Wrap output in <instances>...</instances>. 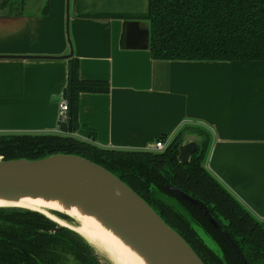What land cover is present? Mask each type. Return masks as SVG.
<instances>
[{"label": "crops", "instance_id": "0c3cea01", "mask_svg": "<svg viewBox=\"0 0 264 264\" xmlns=\"http://www.w3.org/2000/svg\"><path fill=\"white\" fill-rule=\"evenodd\" d=\"M66 0H0V135L58 134L68 84ZM147 0H68L70 59L106 90L76 97L75 124L103 149L143 151L207 132L204 168L264 222V62L154 61ZM92 16V17H91ZM196 143L195 137H186Z\"/></svg>", "mask_w": 264, "mask_h": 264}, {"label": "trees", "instance_id": "16d2710c", "mask_svg": "<svg viewBox=\"0 0 264 264\" xmlns=\"http://www.w3.org/2000/svg\"><path fill=\"white\" fill-rule=\"evenodd\" d=\"M107 17L145 20L154 61L264 62V0H147L144 14ZM105 90V82L78 79L72 62L70 133L90 138L75 124L76 97ZM187 134L199 140L188 162L180 164L178 147ZM208 147L207 132L195 127L182 129L160 152L103 149L70 135H0V160L81 157L132 190L203 264H264V222L204 168ZM0 264L99 262L75 232L38 212L0 207Z\"/></svg>", "mask_w": 264, "mask_h": 264}, {"label": "water", "instance_id": "95a60500", "mask_svg": "<svg viewBox=\"0 0 264 264\" xmlns=\"http://www.w3.org/2000/svg\"><path fill=\"white\" fill-rule=\"evenodd\" d=\"M65 12V35L69 53L63 59H68L67 103L69 109L68 118L66 122L60 124V127L70 132L72 60L68 41V0H66ZM7 57L25 56H0V59ZM186 137L178 147L177 161L180 164H186L190 155L196 151V143L186 140ZM42 182H45L46 188L56 185L76 186L84 192L86 199L96 195L105 204L106 212L114 215L119 222L125 223L133 234L144 237L151 252L158 254L163 264H203L186 242L169 228L141 198L118 178L96 164L72 155H52L35 161L0 160V191L33 189ZM50 212L68 217L60 212ZM66 228L73 231L69 227Z\"/></svg>", "mask_w": 264, "mask_h": 264}, {"label": "bare ground", "instance_id": "6f19581e", "mask_svg": "<svg viewBox=\"0 0 264 264\" xmlns=\"http://www.w3.org/2000/svg\"><path fill=\"white\" fill-rule=\"evenodd\" d=\"M0 207L23 208L38 212L60 226H65L50 211L67 215L78 223L70 227L112 264H163L151 252L142 235L133 234L125 223L106 212L105 204L95 195L84 198L76 186L46 188L45 182L33 189L0 191Z\"/></svg>", "mask_w": 264, "mask_h": 264}, {"label": "rangeland", "instance_id": "374dc122", "mask_svg": "<svg viewBox=\"0 0 264 264\" xmlns=\"http://www.w3.org/2000/svg\"><path fill=\"white\" fill-rule=\"evenodd\" d=\"M65 20V18H64ZM64 26H65V23H64ZM68 41H69V37H68ZM67 42V40H66ZM70 44V42H69ZM68 45V44H67ZM68 53H69V46H68ZM74 137L80 139V140H83V141H87V138H84L83 136L79 135L78 133H75ZM186 137V135H185ZM184 137V138H185ZM187 137H195L193 135H188L187 134ZM196 140L198 141L199 138L198 137H195ZM53 216H55L56 218H58L66 227H77L78 226V223L73 220L72 218L70 217H65L61 214H57V213H54V212H50ZM56 225H58L57 223H55ZM60 226V225H58ZM63 227V226H60V227H63V228H66V227ZM70 230V229H69ZM78 235V234H77ZM79 236V235H78ZM80 237V236H79ZM81 238V237H80ZM82 239V238H81ZM203 239L205 241V243L208 245V247H210L212 250L214 251H217L215 245L206 237L203 236ZM85 243H87L84 239H82ZM88 244V243H87ZM89 245V244H88ZM90 246V245H89ZM91 248V251H92V254L96 257L97 261L99 262V264H112L101 252H99L98 250H96L95 248H93L92 246H90Z\"/></svg>", "mask_w": 264, "mask_h": 264}, {"label": "built area", "instance_id": "2783aa9c", "mask_svg": "<svg viewBox=\"0 0 264 264\" xmlns=\"http://www.w3.org/2000/svg\"><path fill=\"white\" fill-rule=\"evenodd\" d=\"M68 109H69V106H68L67 101L63 100L58 103V111H57L58 123L61 124V123L66 122L68 118L67 117ZM168 142L169 141H167L166 139L164 140L157 139L150 146H148L146 150L151 151V152H160L164 149V147L166 146Z\"/></svg>", "mask_w": 264, "mask_h": 264}]
</instances>
